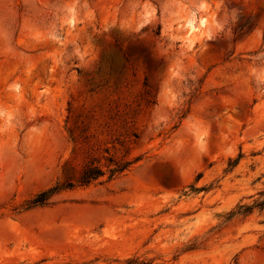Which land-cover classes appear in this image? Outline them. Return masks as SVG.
<instances>
[{"label": "rangeland", "instance_id": "1", "mask_svg": "<svg viewBox=\"0 0 264 264\" xmlns=\"http://www.w3.org/2000/svg\"><path fill=\"white\" fill-rule=\"evenodd\" d=\"M0 264H264V0H0Z\"/></svg>", "mask_w": 264, "mask_h": 264}, {"label": "trees", "instance_id": "2", "mask_svg": "<svg viewBox=\"0 0 264 264\" xmlns=\"http://www.w3.org/2000/svg\"><path fill=\"white\" fill-rule=\"evenodd\" d=\"M229 166H232L233 162L229 161ZM127 165H123V164H117L114 165L113 167L109 168V177L115 175V174H119ZM104 173V170L101 169L99 166L97 165H89L87 167H85L81 173L79 174L78 178H77V182L80 185H86L96 179H98L100 176H102ZM70 185V183L68 184ZM47 199V194L46 193H41L39 194L37 197H35V199L33 200V204H44L46 202Z\"/></svg>", "mask_w": 264, "mask_h": 264}, {"label": "bare ground", "instance_id": "3", "mask_svg": "<svg viewBox=\"0 0 264 264\" xmlns=\"http://www.w3.org/2000/svg\"><path fill=\"white\" fill-rule=\"evenodd\" d=\"M192 29H193V26L191 25V26H190V30H192ZM190 30H189V31H190Z\"/></svg>", "mask_w": 264, "mask_h": 264}]
</instances>
